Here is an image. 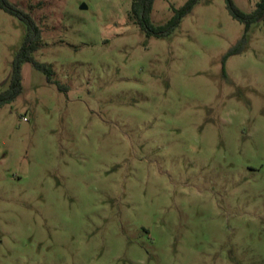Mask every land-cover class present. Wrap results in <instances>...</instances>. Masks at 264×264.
<instances>
[{
  "label": "rangeland",
  "instance_id": "rangeland-1",
  "mask_svg": "<svg viewBox=\"0 0 264 264\" xmlns=\"http://www.w3.org/2000/svg\"><path fill=\"white\" fill-rule=\"evenodd\" d=\"M9 1L53 75L23 63L0 108V264H264V20L198 0L155 37L132 0ZM26 35L0 10V92Z\"/></svg>",
  "mask_w": 264,
  "mask_h": 264
},
{
  "label": "trees",
  "instance_id": "trees-1",
  "mask_svg": "<svg viewBox=\"0 0 264 264\" xmlns=\"http://www.w3.org/2000/svg\"><path fill=\"white\" fill-rule=\"evenodd\" d=\"M198 0H187L183 6L174 9L170 19L162 26H154L150 20L155 0H132L130 6V14L139 28L148 35L155 37H164L170 35L180 24L181 20L191 13L193 7ZM228 14L232 19L244 26L245 33L248 31L252 23L264 20V0H260L254 10L249 13H243L232 2V0H224ZM0 10L14 16L18 20L25 23L27 27V35L22 47L17 52L9 72L8 84L4 90L0 92V108L4 105L11 104L20 95L21 86V66L23 63H30L34 68L43 72L47 77V82H51L53 75L51 66L36 62L32 54L37 50L38 43L41 38V31L37 27L34 20L23 10L12 4L9 0H0ZM245 36L237 42L225 55L224 59L238 54L244 46Z\"/></svg>",
  "mask_w": 264,
  "mask_h": 264
}]
</instances>
